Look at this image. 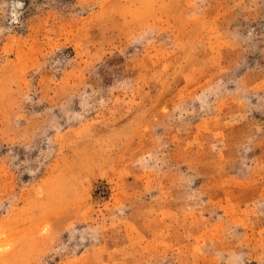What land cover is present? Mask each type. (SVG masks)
I'll return each instance as SVG.
<instances>
[{
	"label": "rangeland",
	"instance_id": "rangeland-1",
	"mask_svg": "<svg viewBox=\"0 0 264 264\" xmlns=\"http://www.w3.org/2000/svg\"><path fill=\"white\" fill-rule=\"evenodd\" d=\"M0 264H264V0H0Z\"/></svg>",
	"mask_w": 264,
	"mask_h": 264
}]
</instances>
